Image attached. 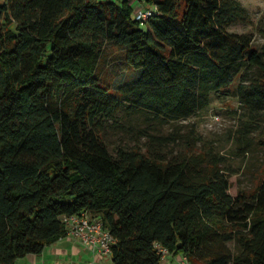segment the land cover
Returning <instances> with one entry per match:
<instances>
[{"label": "trees", "instance_id": "obj_1", "mask_svg": "<svg viewBox=\"0 0 264 264\" xmlns=\"http://www.w3.org/2000/svg\"><path fill=\"white\" fill-rule=\"evenodd\" d=\"M133 1L0 0V264L42 254L85 209L117 238L114 264H162L157 243L193 264H264V176L234 194L223 157L167 154L178 136L152 129L235 86L237 139L260 130L264 45L230 30L249 11L140 0L158 11L142 23ZM107 45L125 51L133 82L103 81ZM117 131L146 145H113Z\"/></svg>", "mask_w": 264, "mask_h": 264}, {"label": "rangeland", "instance_id": "obj_2", "mask_svg": "<svg viewBox=\"0 0 264 264\" xmlns=\"http://www.w3.org/2000/svg\"><path fill=\"white\" fill-rule=\"evenodd\" d=\"M249 11V22H238L230 26L234 32L250 33L254 37L255 45L261 48L264 45V0H239ZM138 0L133 1L135 10ZM141 7H148L143 2ZM138 8V9H139ZM135 13V12H134ZM133 68L125 58V51L107 45L104 50L100 73L105 83L125 84L131 80ZM242 110L235 86L214 94L211 104L200 110L196 115L180 119L176 122L155 123V133L178 136V140L165 147L167 154L185 155L187 152H207L213 150L215 154L223 157V166L230 174L232 192L240 190H254L264 176V124L260 130L251 134L249 142L237 139L240 127ZM145 125V123L143 124ZM110 141L113 145H141L145 146L146 137L139 138L135 133L124 134L112 132ZM248 147V151L242 150ZM235 248V243H230ZM177 257V256H176ZM178 258V257H177Z\"/></svg>", "mask_w": 264, "mask_h": 264}, {"label": "built area", "instance_id": "obj_3", "mask_svg": "<svg viewBox=\"0 0 264 264\" xmlns=\"http://www.w3.org/2000/svg\"><path fill=\"white\" fill-rule=\"evenodd\" d=\"M143 2L138 0V7L134 11V18L146 22L150 17L154 16L158 11L155 6L141 7ZM139 8V9H138ZM63 221L65 222L68 234L78 238L84 245L91 247L94 251L102 254L111 255L113 247L117 244V238L107 228L104 221L99 217H94L91 210L85 209L79 213L72 215H64ZM163 259L170 255L167 247L157 243ZM181 264H193L187 255L181 254Z\"/></svg>", "mask_w": 264, "mask_h": 264}, {"label": "crops", "instance_id": "obj_4", "mask_svg": "<svg viewBox=\"0 0 264 264\" xmlns=\"http://www.w3.org/2000/svg\"><path fill=\"white\" fill-rule=\"evenodd\" d=\"M178 258H177V257ZM181 254H170L162 264H181ZM17 264H114L111 255L94 251L78 238L67 235L46 247L42 254H28Z\"/></svg>", "mask_w": 264, "mask_h": 264}]
</instances>
